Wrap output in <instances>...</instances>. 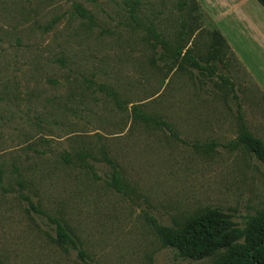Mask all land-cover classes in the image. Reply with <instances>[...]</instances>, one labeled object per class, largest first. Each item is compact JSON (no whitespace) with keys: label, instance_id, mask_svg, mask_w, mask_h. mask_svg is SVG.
<instances>
[{"label":"rangeland","instance_id":"obj_1","mask_svg":"<svg viewBox=\"0 0 264 264\" xmlns=\"http://www.w3.org/2000/svg\"><path fill=\"white\" fill-rule=\"evenodd\" d=\"M221 1L0 0V264H211L154 222L214 207L243 227L264 205V166L237 141L239 109L264 143V36L216 4L264 9Z\"/></svg>","mask_w":264,"mask_h":264},{"label":"trees","instance_id":"obj_2","mask_svg":"<svg viewBox=\"0 0 264 264\" xmlns=\"http://www.w3.org/2000/svg\"><path fill=\"white\" fill-rule=\"evenodd\" d=\"M264 9V0H256ZM196 8V5H194ZM78 13L90 18V14L79 4ZM212 52L214 59L226 56L231 52L228 44L217 30L211 31ZM232 53V52H231ZM182 54V61L192 66L202 67L191 54V49L183 48L177 52ZM142 119H150L139 108L134 109ZM240 132L237 141L251 151L264 166V143L248 132L238 109ZM156 124L165 123L157 118L152 119ZM119 187V180H114ZM154 228L163 245L175 249L184 258L200 260L212 258L211 264H264V205L249 216L243 227H240L230 212L219 208L207 207L173 226L154 222ZM57 239L60 243H73L70 234L58 224Z\"/></svg>","mask_w":264,"mask_h":264},{"label":"crops","instance_id":"obj_3","mask_svg":"<svg viewBox=\"0 0 264 264\" xmlns=\"http://www.w3.org/2000/svg\"><path fill=\"white\" fill-rule=\"evenodd\" d=\"M225 3V8L228 6H232L234 4L235 0H222ZM221 1V2H222ZM249 1V0H245ZM228 2H230L228 4ZM218 4V3H217ZM216 4V11L219 14L222 13V15L230 17L231 21L233 23H236L238 26L243 27V29L249 30V32L253 33L254 38H258L260 36H264V22L259 19L255 20L254 17L251 14L246 13L245 11H232L234 8L230 9V11H221L223 8H219V6ZM217 17V16H216ZM217 19V18H216ZM217 21H219L217 19Z\"/></svg>","mask_w":264,"mask_h":264}]
</instances>
